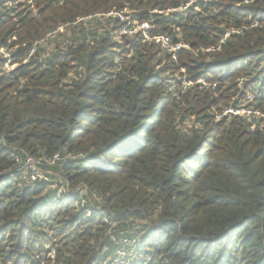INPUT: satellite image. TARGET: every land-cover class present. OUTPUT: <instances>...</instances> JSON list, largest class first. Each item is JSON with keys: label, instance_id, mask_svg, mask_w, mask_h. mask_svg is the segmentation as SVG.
Segmentation results:
<instances>
[{"label": "trees", "instance_id": "trees-1", "mask_svg": "<svg viewBox=\"0 0 264 264\" xmlns=\"http://www.w3.org/2000/svg\"><path fill=\"white\" fill-rule=\"evenodd\" d=\"M242 106L264 0H0V264H264V118L217 117ZM78 185L94 207L54 201Z\"/></svg>", "mask_w": 264, "mask_h": 264}, {"label": "built area", "instance_id": "built-area-1", "mask_svg": "<svg viewBox=\"0 0 264 264\" xmlns=\"http://www.w3.org/2000/svg\"><path fill=\"white\" fill-rule=\"evenodd\" d=\"M193 1H190L187 5H184L181 9L186 10L190 4H192ZM129 11H122V12H116L113 13V15H117L119 19L123 22H126L130 20V17L128 15ZM152 28V25L150 22L145 21L140 24H136L134 28H130L129 26L124 27L121 32L124 34H132L137 31H142L146 37V39H151L147 32ZM54 33H49L48 35L50 37H53ZM157 40H161L163 44L168 47L170 50L178 51L183 46L182 44H177L175 46L171 45L170 37L166 35H160L154 37ZM33 52V51H32ZM3 54L6 57L10 58V53L3 52ZM257 115V118H264V113L260 110L253 111L251 108L247 107H230L226 109L222 114H219L217 117L222 118L224 115H244L251 117L252 115ZM74 158L77 157H83V154L77 153L73 155ZM61 159V155L59 153H56L51 158H39L34 157L29 154L25 155V158L19 157L17 161L19 162V165L17 166V172L20 175L21 181L28 186H34L37 181H41L44 179H47V171L42 167L44 163L48 164H54L56 161ZM72 199L74 202V205L76 207H79L81 209L86 207H94L95 201L99 200L98 194L95 192H90L87 187H84L83 185H78L74 188H70L69 186H64L58 189L54 201L62 200V199ZM92 208L88 209V213L91 215ZM124 241L127 244H133L131 240H125ZM123 251H118V263L122 262V259L120 255H123ZM49 258L51 260L50 264H54L55 261V251L53 248H51V252L49 253ZM40 264H46V261L41 262Z\"/></svg>", "mask_w": 264, "mask_h": 264}, {"label": "rangeland", "instance_id": "rangeland-1", "mask_svg": "<svg viewBox=\"0 0 264 264\" xmlns=\"http://www.w3.org/2000/svg\"><path fill=\"white\" fill-rule=\"evenodd\" d=\"M132 243H133V242H132ZM130 253H131V252H130ZM135 255H136V254H132L133 257H135ZM120 256H123V255H120ZM118 260H119V258L116 257V259L112 262V264H116V263H118Z\"/></svg>", "mask_w": 264, "mask_h": 264}]
</instances>
